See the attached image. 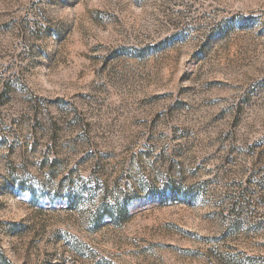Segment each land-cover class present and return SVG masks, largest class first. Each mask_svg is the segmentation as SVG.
<instances>
[{
	"label": "rangeland",
	"instance_id": "obj_1",
	"mask_svg": "<svg viewBox=\"0 0 264 264\" xmlns=\"http://www.w3.org/2000/svg\"><path fill=\"white\" fill-rule=\"evenodd\" d=\"M0 264H264V0H0Z\"/></svg>",
	"mask_w": 264,
	"mask_h": 264
}]
</instances>
